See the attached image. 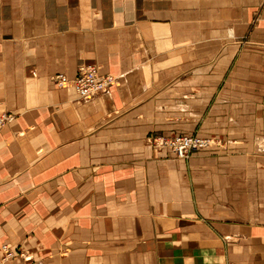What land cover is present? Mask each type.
Segmentation results:
<instances>
[{"label": "crops", "instance_id": "obj_1", "mask_svg": "<svg viewBox=\"0 0 264 264\" xmlns=\"http://www.w3.org/2000/svg\"><path fill=\"white\" fill-rule=\"evenodd\" d=\"M1 113L3 264H264V0H0Z\"/></svg>", "mask_w": 264, "mask_h": 264}, {"label": "built area", "instance_id": "obj_2", "mask_svg": "<svg viewBox=\"0 0 264 264\" xmlns=\"http://www.w3.org/2000/svg\"><path fill=\"white\" fill-rule=\"evenodd\" d=\"M113 80L114 78L112 76L100 75L98 68H95L94 66L81 67L79 75L72 80H69L61 74L53 75L51 78V81L59 88L66 87L70 84L77 98L80 100L97 97V95L106 92L114 83ZM14 118V114L1 113L0 131L3 127L9 125ZM157 145L167 147L178 157H183L188 153L197 152L200 149L205 148L207 146V142L201 138L198 139L185 135L170 137L168 140H162V142L159 141ZM0 249L4 255V259L14 260L17 256L24 258L23 253L15 252L7 245H2Z\"/></svg>", "mask_w": 264, "mask_h": 264}, {"label": "rangeland", "instance_id": "obj_3", "mask_svg": "<svg viewBox=\"0 0 264 264\" xmlns=\"http://www.w3.org/2000/svg\"><path fill=\"white\" fill-rule=\"evenodd\" d=\"M113 82H114V80H113ZM175 136H185V135H175ZM187 136H189V135H187ZM170 137H174V136H170ZM170 137H166V138H161V137H156V138H154V139H151V141H150V146H151V148L152 149H154V150H167V151H169L170 153H173L172 151H171V149H169V148H167V147H163V146H158L157 145V143L159 142V141H161L162 142V140H168V139H170ZM192 137H195V138H198V137H196V136H192ZM200 138V137H199ZM198 138V139H199ZM201 139H203V140H205L206 142H207V146L205 147V148H203V149H200L199 151H203V150H205V149H207L208 147H210L211 145H212V142L210 141V140H208V139H205V138H201ZM156 145V146H155ZM199 151H197V152H192V153H188V154H186L185 156H183V157H178L175 153H173L174 155H175V157L176 158H178V159H181V160H185L186 158H188L189 156H191L192 154H196V153H198ZM2 245H7L11 250H13V248L11 247V245H9V244H7V243H2V244H0V248H1V246ZM20 253H23V252H20ZM24 256V255H23ZM18 258H20L19 256H18ZM20 259H23V258H20ZM8 261H14V260H8V259H4V255H3V253H2V251H1V249H0V264H3V263H5V262H8ZM24 263H31V264H39L38 262H24ZM24 263H21V264H24Z\"/></svg>", "mask_w": 264, "mask_h": 264}]
</instances>
